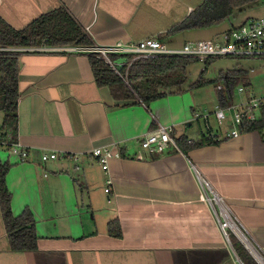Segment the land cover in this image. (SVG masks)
<instances>
[{
  "label": "crops",
  "instance_id": "crops-1",
  "mask_svg": "<svg viewBox=\"0 0 264 264\" xmlns=\"http://www.w3.org/2000/svg\"><path fill=\"white\" fill-rule=\"evenodd\" d=\"M203 1L0 0V17L22 30L65 6L95 46L156 37L181 47L190 41L175 35L186 31H170ZM55 48L19 54L18 141L30 155L21 162L2 151L0 160L10 165L12 210L32 212L38 242L12 249L0 206V264H244L233 242L253 255L233 230L231 244L224 237L215 194L264 257V130L230 136L232 119L225 127L202 112L205 86L118 101L97 85L88 52ZM159 125L175 140L214 142L151 154L141 140ZM97 147L122 156L105 171L90 154ZM52 152L57 159H42Z\"/></svg>",
  "mask_w": 264,
  "mask_h": 264
},
{
  "label": "trees",
  "instance_id": "trees-1",
  "mask_svg": "<svg viewBox=\"0 0 264 264\" xmlns=\"http://www.w3.org/2000/svg\"><path fill=\"white\" fill-rule=\"evenodd\" d=\"M258 0H204L182 22L174 26L170 33H179L193 29L210 28L222 24L236 10ZM230 29V28H229ZM94 47V41L88 31L78 22L74 15L61 6L58 9L43 14L22 30H16L0 17V47ZM90 63L98 86L110 89L114 99L118 101L140 99L148 104L175 89H180L188 80V67L198 60L183 57L160 55L154 58H137L128 67L133 58L130 54H109L112 62L120 63L119 71L103 58L101 53H89ZM212 60L205 62L209 65ZM125 62L121 64V62ZM19 54L0 52V112L3 114L1 129L8 133L12 141L18 140V74ZM199 80L192 83V88L206 86L210 81L205 80L203 73ZM220 83L223 91H219L222 105L233 101V89L236 84L243 83L245 87L251 84L244 70H230L222 72ZM242 131L264 130V105L260 107L257 120L244 118ZM212 136H203L202 140L188 142L187 138L176 140L185 150L214 142ZM187 144V145H186ZM122 156V154L120 153ZM10 165L0 160V206L6 225L10 244L14 250H33L37 248L35 220L30 210L15 215L12 210V194L6 183V176ZM110 232L120 236L117 221L109 224ZM233 242V245L244 264H257L255 259L245 251L244 247Z\"/></svg>",
  "mask_w": 264,
  "mask_h": 264
},
{
  "label": "built area",
  "instance_id": "built-area-1",
  "mask_svg": "<svg viewBox=\"0 0 264 264\" xmlns=\"http://www.w3.org/2000/svg\"><path fill=\"white\" fill-rule=\"evenodd\" d=\"M65 48L80 52L101 53L103 58L117 72L119 71L118 65L120 66V63L111 61L109 58V54L111 53L133 55V58L128 62V67L137 58H154L160 55L189 57L203 63L207 60L220 57L258 58L264 60V16L261 18H250L239 26H232L230 29L223 32L217 40L204 39L193 43L187 42L181 47H170L168 44L156 37H149L140 42H120L111 47L94 46L89 48ZM54 49L57 48L47 46L36 48L0 47V52L20 54L26 50L50 51ZM125 62L123 61L121 64H124ZM217 89L218 91H223V84H218ZM246 89L247 88L243 85L238 87L239 93H244L246 98L240 101L237 105L232 103L222 105L220 102L214 111V115L218 123L221 125L227 119V112L235 109L232 117L234 126L230 133V136L232 137L240 136L244 118H247L248 120L259 119L260 107L264 105V96L255 98L252 93L248 96ZM171 130V127L159 125L156 129L143 135L141 146L151 154L164 153L168 148H170V146H174L176 148L179 147L176 140L171 135ZM2 151H8L11 155L17 157V159L21 162L27 161L30 155L27 147L22 145L18 140L12 141L10 135L3 131L0 125V153ZM90 154L102 165V168L105 171H108L111 159L121 157L120 153H115L112 150L103 147L92 149ZM50 158L57 159L58 153L52 152L44 153L42 155L43 160ZM108 183L110 184V180H108ZM105 190L107 193H110V187H107ZM208 200L218 225L224 237L228 240V243L231 244L228 234V229H231L246 247H249L252 252H255L254 245L251 243L244 231L236 224L230 211L223 203L222 198L215 194L212 197L208 196ZM215 203H217L219 208L216 207Z\"/></svg>",
  "mask_w": 264,
  "mask_h": 264
},
{
  "label": "rangeland",
  "instance_id": "rangeland-1",
  "mask_svg": "<svg viewBox=\"0 0 264 264\" xmlns=\"http://www.w3.org/2000/svg\"><path fill=\"white\" fill-rule=\"evenodd\" d=\"M263 16L264 0H258L241 10H236L234 14L222 24L215 25L210 28L187 30L182 34L175 35V37L177 40H188L192 43L203 39L213 38L217 40L223 32L232 26L236 27L250 18H261ZM205 68L207 70L203 73V77L205 80L210 81V83H208L204 88L206 101L203 103L204 105L201 109L203 113L207 114L212 112L214 115V111L216 109L215 107L218 104L220 94L217 89V85L218 83L222 82L220 81L222 72L238 69L244 70L245 75L251 82V84L247 86L246 89L248 96H250V93L254 94L255 98L264 96V60L258 58L220 57L212 60L209 65H206L201 61L194 62L188 67V80L184 85L188 86L199 80L200 75ZM241 85H243V83H239L234 86L232 101V104L234 105H237L240 101L246 98L244 93H239L238 91V87ZM234 110L227 112V119L222 123L225 127L228 121L232 119ZM1 124L2 122L0 121V125ZM254 259L257 264H260L256 258Z\"/></svg>",
  "mask_w": 264,
  "mask_h": 264
},
{
  "label": "water",
  "instance_id": "water-1",
  "mask_svg": "<svg viewBox=\"0 0 264 264\" xmlns=\"http://www.w3.org/2000/svg\"><path fill=\"white\" fill-rule=\"evenodd\" d=\"M118 68H120V66L118 65ZM248 250L250 251V253L253 255L254 258H256V260L260 263V264H264V257L261 254V252L255 247L254 251L256 252H252L249 247H247Z\"/></svg>",
  "mask_w": 264,
  "mask_h": 264
},
{
  "label": "bare ground",
  "instance_id": "bare-ground-1",
  "mask_svg": "<svg viewBox=\"0 0 264 264\" xmlns=\"http://www.w3.org/2000/svg\"><path fill=\"white\" fill-rule=\"evenodd\" d=\"M256 253V252H255Z\"/></svg>",
  "mask_w": 264,
  "mask_h": 264
}]
</instances>
